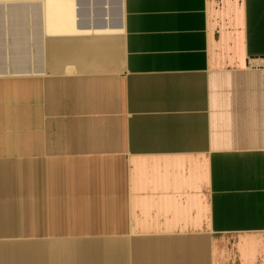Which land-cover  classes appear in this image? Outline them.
<instances>
[{
    "label": "crops",
    "instance_id": "obj_1",
    "mask_svg": "<svg viewBox=\"0 0 264 264\" xmlns=\"http://www.w3.org/2000/svg\"><path fill=\"white\" fill-rule=\"evenodd\" d=\"M264 0H0V264H264Z\"/></svg>",
    "mask_w": 264,
    "mask_h": 264
},
{
    "label": "built area",
    "instance_id": "obj_2",
    "mask_svg": "<svg viewBox=\"0 0 264 264\" xmlns=\"http://www.w3.org/2000/svg\"><path fill=\"white\" fill-rule=\"evenodd\" d=\"M253 61L254 63H251V67L260 68L264 71V57H257Z\"/></svg>",
    "mask_w": 264,
    "mask_h": 264
}]
</instances>
